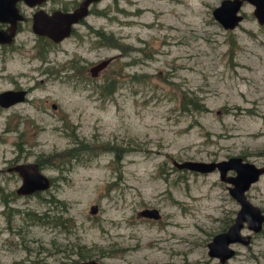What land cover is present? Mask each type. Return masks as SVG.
<instances>
[{"label":"rangeland","instance_id":"1","mask_svg":"<svg viewBox=\"0 0 264 264\" xmlns=\"http://www.w3.org/2000/svg\"><path fill=\"white\" fill-rule=\"evenodd\" d=\"M78 1L47 0L44 7L67 9ZM220 1L99 0L41 56L37 36L23 23L8 62L13 77L0 78V90L37 88L29 102L0 108V168L17 156L36 161L62 152L72 133L98 153L41 168L52 183L40 196L17 194L21 177L0 174V264H264V226L254 233L244 224L251 243L233 244L236 253L226 262L208 255L207 243L239 204L217 170L172 164L232 155L264 161V23L244 1L243 20L225 29L212 15ZM93 29L113 33L122 49L101 44ZM106 58L95 80L75 76L73 64L89 68ZM109 76L118 86L103 96L98 85ZM184 93L206 109L183 110ZM105 145L130 150L117 163ZM246 194L264 211V174ZM52 195L70 204L64 215L72 219L59 226L32 221L28 212L37 220L60 213L59 204L47 202ZM144 208H157L159 217L141 215ZM79 249L89 257L80 259Z\"/></svg>","mask_w":264,"mask_h":264},{"label":"water","instance_id":"2","mask_svg":"<svg viewBox=\"0 0 264 264\" xmlns=\"http://www.w3.org/2000/svg\"><path fill=\"white\" fill-rule=\"evenodd\" d=\"M18 0H0V21H7V28H0V42H11L17 29V22L25 20L26 16L17 6ZM29 6L41 5L46 0H24ZM99 0H82L72 10L54 9L48 12L43 7L36 9L32 14L31 29L37 34H44L55 41L62 40L70 34L75 24L79 23L89 14V4ZM244 1L253 4V14L260 24L264 23V0H221L213 7L212 15L225 29L235 28L242 20L241 7ZM111 58L100 61L94 70L105 67ZM24 91L7 89L0 92V104L9 105L24 98ZM178 169H186L198 173H209L217 170L221 181L226 183L228 193L239 204L233 221L228 227L213 235L207 243L208 255L217 258L221 263L226 262L235 253L232 246L235 243L248 245L251 243V234L242 233L244 224L254 233L262 230L264 226V211L253 203L246 191L264 174V161L262 165L245 160L242 156L232 155L220 160H172ZM9 170L17 172L21 183L16 188L19 195H29L44 191L51 186L52 179L40 168L36 161L16 163ZM233 173H230V172ZM98 205L93 204L91 211L95 212ZM143 216L157 218V208H144L139 212ZM82 264H100L95 259H88Z\"/></svg>","mask_w":264,"mask_h":264},{"label":"trees","instance_id":"3","mask_svg":"<svg viewBox=\"0 0 264 264\" xmlns=\"http://www.w3.org/2000/svg\"><path fill=\"white\" fill-rule=\"evenodd\" d=\"M96 32V36L98 37V40L101 44H105L110 47H118L122 49L121 43L118 41V39L115 38L113 33H105L102 29H93ZM127 52V51H126ZM135 62V60H133ZM78 66L77 64H75ZM135 79H138L139 77L137 75H134ZM117 79L113 76H109L103 80V82L98 85L99 90L103 96H107L113 93V91L117 88ZM180 104L181 108L183 110L188 109H195V110H205L206 107L204 103L200 102V98L198 96H190L184 93L180 97ZM103 148L110 150L114 153V161L120 162V160L123 158L124 154L128 152L130 149L117 147L113 145H105ZM98 153L97 147L91 146L89 142L85 141L84 139L79 138L77 135L72 133V145L65 149L62 152H55L47 157H39L36 159V162L39 164L40 168H43L46 165H52L57 168L61 167V164L64 165V163L61 162V164L56 163L57 158H67L69 161L71 160H86L91 159ZM52 183V182H51ZM41 191L35 192L33 194L40 196ZM6 193H2V198L5 206H7V209L10 208V199L8 198ZM50 203H56L59 204L62 207V210L60 213L50 214L45 213L43 216H37L38 220L36 219L35 213L28 212V216L31 218L32 221H40L44 224H52L53 226H59L64 225L65 222L68 220H71L72 217L70 215H64V212H67L69 210L70 204L65 199H60L54 195H52L48 201ZM11 209V208H10ZM31 214V215H30ZM41 219V220H39ZM233 221V217H229V221L225 222L222 229H226L228 225ZM82 245H78L79 248H81ZM78 257L80 259H85L86 257H89V253L82 251L81 249L78 250Z\"/></svg>","mask_w":264,"mask_h":264},{"label":"flooded vegetation","instance_id":"4","mask_svg":"<svg viewBox=\"0 0 264 264\" xmlns=\"http://www.w3.org/2000/svg\"><path fill=\"white\" fill-rule=\"evenodd\" d=\"M47 1V0H46ZM46 1H44L41 5H37V6H29L24 0H18L17 1V6L19 8V10L26 16V19L25 20H19L17 22V29L15 31V34L12 38V41L11 42H0V78H4V77H7L8 74H9V69H8V62L9 61H12L13 60V54L12 52L14 51V46H15V40H16V37L18 34H21V33H24L25 31H22L23 30V23H28V24H32V14L33 12L40 8V7H44ZM82 0H79L78 1V4L81 2ZM94 2H97V1H93L89 4V13H90V9H91V5L94 3ZM78 4L76 6H78ZM76 6L74 7H69L67 9H64V8H59V9H63V10H72L74 9ZM27 8L29 10H27ZM54 9H58V8H54ZM52 9V10H54ZM47 10V9H46ZM52 10L48 11V12H51ZM27 11L29 12V14L31 15H28ZM10 25L9 22L7 21H0V28H7L8 26ZM74 29V27H73ZM72 29V30H73ZM33 34H35V36H37V41H38V52H39V56H41V53H45L47 51V47L46 45H51V44H55V43H58L62 40H64L66 37H68L72 31L70 32V34L68 36H66L65 38H63L62 40H59V41H55L53 40L52 38H50L49 36L47 35H44V34H37L35 33L34 31H32ZM102 61V60H100ZM100 61L96 62L94 65H92L91 67L88 68V62H85L84 64H81V65H72L73 67V70H74V74L75 76L80 79V80H85V79H88V80H95L101 70H103L104 68H101L100 70H94V68H96V65H98V63H100ZM107 66V65H106ZM50 72V71H48ZM9 77L12 78L13 75H10L9 74ZM43 79H40L39 82H42ZM38 83V82H36ZM37 88L36 85H28V86H21V85H18V84H15L13 85L12 87H7V88H4L1 91L3 90H7V89H12V90H21V91H24V98L22 100H19V101H16L14 103H11L9 105H2L0 104V108L1 110H4V109H12L13 107L21 104V103H24V102H29L31 100V98H29V95L31 92L34 91V89ZM52 107L53 108H56L57 105L55 103H52ZM38 108L41 110L42 107L40 105H38ZM8 164L5 166V168H0V174L3 173L4 170H6L5 172H8V173H12V172H15L13 170H9V167L16 164V163H20V162H26V161H22L20 160V158L17 156L15 157L14 159H11V160H7L6 161ZM17 173V172H15ZM18 174V173H17ZM19 175V174H18ZM20 176V175H19Z\"/></svg>","mask_w":264,"mask_h":264}]
</instances>
